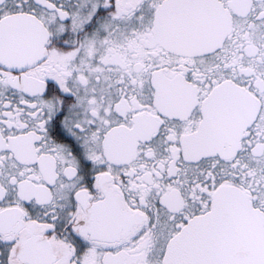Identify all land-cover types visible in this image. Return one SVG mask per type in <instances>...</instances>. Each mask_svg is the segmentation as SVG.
I'll return each instance as SVG.
<instances>
[{
  "label": "snow or ice",
  "instance_id": "snow-or-ice-1",
  "mask_svg": "<svg viewBox=\"0 0 264 264\" xmlns=\"http://www.w3.org/2000/svg\"><path fill=\"white\" fill-rule=\"evenodd\" d=\"M0 264H264V0H0Z\"/></svg>",
  "mask_w": 264,
  "mask_h": 264
}]
</instances>
